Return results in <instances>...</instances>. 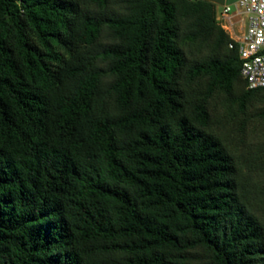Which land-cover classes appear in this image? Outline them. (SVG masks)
Wrapping results in <instances>:
<instances>
[{
	"label": "trees",
	"instance_id": "obj_1",
	"mask_svg": "<svg viewBox=\"0 0 264 264\" xmlns=\"http://www.w3.org/2000/svg\"><path fill=\"white\" fill-rule=\"evenodd\" d=\"M232 43L206 1L0 0V264H264V160L210 130L264 108Z\"/></svg>",
	"mask_w": 264,
	"mask_h": 264
},
{
	"label": "rangeland",
	"instance_id": "obj_2",
	"mask_svg": "<svg viewBox=\"0 0 264 264\" xmlns=\"http://www.w3.org/2000/svg\"><path fill=\"white\" fill-rule=\"evenodd\" d=\"M221 11L220 5L217 9L218 17ZM182 44L185 56L191 63L203 61L213 54L210 45L203 41L192 43L184 39ZM209 110L215 117L211 132L226 141L236 159L248 157L252 161L264 160V117L262 116L264 108L261 98L253 100L243 110L238 104L231 102L227 94L219 90L211 98ZM255 180L259 185L264 186V170H256ZM256 214L264 223V204L257 205Z\"/></svg>",
	"mask_w": 264,
	"mask_h": 264
},
{
	"label": "built area",
	"instance_id": "obj_3",
	"mask_svg": "<svg viewBox=\"0 0 264 264\" xmlns=\"http://www.w3.org/2000/svg\"><path fill=\"white\" fill-rule=\"evenodd\" d=\"M217 18L238 45L241 75L248 89H264V0H239L226 5Z\"/></svg>",
	"mask_w": 264,
	"mask_h": 264
},
{
	"label": "crops",
	"instance_id": "obj_4",
	"mask_svg": "<svg viewBox=\"0 0 264 264\" xmlns=\"http://www.w3.org/2000/svg\"><path fill=\"white\" fill-rule=\"evenodd\" d=\"M196 1H206L210 2L215 5L216 10L218 9V6L221 5V9L223 10L226 5L233 4L239 0H196Z\"/></svg>",
	"mask_w": 264,
	"mask_h": 264
}]
</instances>
